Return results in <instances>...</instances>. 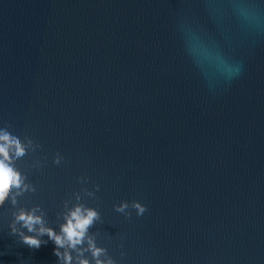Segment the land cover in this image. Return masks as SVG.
Listing matches in <instances>:
<instances>
[{
    "label": "water",
    "instance_id": "1",
    "mask_svg": "<svg viewBox=\"0 0 264 264\" xmlns=\"http://www.w3.org/2000/svg\"><path fill=\"white\" fill-rule=\"evenodd\" d=\"M237 2L0 0V119L49 153L32 198L54 218L76 176H92L93 231L117 258L124 245V264H264V32H242L221 8ZM178 23L186 42L205 28L241 74L224 83L196 67ZM34 159L17 164L31 173ZM125 198L148 211L125 218L112 207ZM6 223L2 264H57L51 241L29 248Z\"/></svg>",
    "mask_w": 264,
    "mask_h": 264
},
{
    "label": "clouds",
    "instance_id": "2",
    "mask_svg": "<svg viewBox=\"0 0 264 264\" xmlns=\"http://www.w3.org/2000/svg\"><path fill=\"white\" fill-rule=\"evenodd\" d=\"M264 4V0H261ZM221 8L229 11L239 23L242 32L260 34L264 32V9L251 0L224 4ZM185 51L198 68L207 63L215 70L217 80L231 82L243 71V63L232 57L226 47L218 44L205 28L198 26L191 31L186 42L182 23L177 25ZM207 79V73H205ZM209 87L211 80L207 81ZM33 153L35 156L32 172L18 166L17 161ZM53 165H62L66 157L57 149L51 154ZM49 163V153L41 141L29 135L22 128L7 119H0V205H10L7 210L0 209V221L7 217L8 234L29 248H39L51 241L57 264H124L122 258L127 250L121 243L119 257L113 255L107 245H102L97 235L100 229L94 226L103 223L98 193L101 184L92 176H76L75 187L71 188L53 210L39 200L32 198L40 191L33 179L34 173L42 171ZM115 212L131 219L143 216L148 204L140 198L120 199L112 205ZM47 239H44V237ZM2 264V262H0Z\"/></svg>",
    "mask_w": 264,
    "mask_h": 264
}]
</instances>
